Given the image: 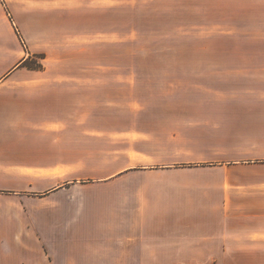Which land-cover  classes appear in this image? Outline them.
I'll list each match as a JSON object with an SVG mask.
<instances>
[{"label":"crops","instance_id":"0c3cea01","mask_svg":"<svg viewBox=\"0 0 264 264\" xmlns=\"http://www.w3.org/2000/svg\"><path fill=\"white\" fill-rule=\"evenodd\" d=\"M14 1L42 3L55 45L0 71V264H264V101L253 114L167 107L144 130L103 134L84 61L65 56L84 52L86 32L56 18L139 0ZM38 54L41 70L22 65ZM123 132L125 163L87 180V161Z\"/></svg>","mask_w":264,"mask_h":264},{"label":"rangeland","instance_id":"374dc122","mask_svg":"<svg viewBox=\"0 0 264 264\" xmlns=\"http://www.w3.org/2000/svg\"><path fill=\"white\" fill-rule=\"evenodd\" d=\"M166 2L163 7L160 0L119 1L116 13H63L56 18L65 27L86 32L84 52L66 49L65 56L84 61L78 68L80 73L85 69L86 95L91 96L87 107L100 101L96 116L103 134L144 130L161 116L158 112L173 106L250 114L260 110L264 32H255V26L264 30V0L261 8L254 0H177V10L173 0ZM41 4L0 0V71L25 47L36 43L37 49L51 50L55 45L53 35L42 32L53 19L41 14L48 13ZM38 56L29 65L41 64ZM227 128L224 139L237 130L232 124ZM124 133L112 140L122 141L119 147L112 148L106 139L98 161H87V180L108 176L125 163L124 142L130 137L120 136ZM241 262L230 259V264Z\"/></svg>","mask_w":264,"mask_h":264},{"label":"trees","instance_id":"16d2710c","mask_svg":"<svg viewBox=\"0 0 264 264\" xmlns=\"http://www.w3.org/2000/svg\"><path fill=\"white\" fill-rule=\"evenodd\" d=\"M38 58L44 59V56L43 55H40V56H38ZM29 62H30V60H27L22 65L23 66H26V67H28L30 69H33V70H41L43 68L42 64H39L37 66H31V65H29Z\"/></svg>","mask_w":264,"mask_h":264}]
</instances>
